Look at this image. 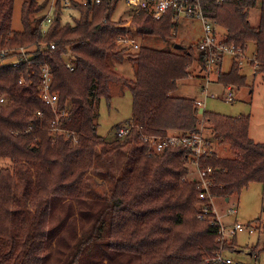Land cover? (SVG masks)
Returning a JSON list of instances; mask_svg holds the SVG:
<instances>
[{"label":"trees","instance_id":"1","mask_svg":"<svg viewBox=\"0 0 264 264\" xmlns=\"http://www.w3.org/2000/svg\"><path fill=\"white\" fill-rule=\"evenodd\" d=\"M200 2L206 17L225 30L229 44L246 53L254 45L257 71L264 73V0ZM121 3L96 6L73 0L71 7L80 18L63 24L64 6L58 0L53 22L45 29L48 6L24 0L23 29L16 31V0H0V60L22 62L0 63V95L9 99L0 105V160L13 163L0 169V264H220L207 258L232 251L235 242L222 245L219 228L198 218L199 190L187 180L192 152L168 147L149 155L144 134L196 133L206 122L211 126L206 133L215 134L214 141L228 144L234 152L231 157L203 159L214 171L212 196L226 200L253 183L264 185V143L250 137V117L207 110L200 114L195 98L180 95L179 82L190 76L196 60L204 68L205 56L198 52L197 59L193 50H172L180 23L173 20L174 12L156 19L142 10L129 24L113 19ZM256 9L257 26L250 19ZM132 28L138 38H157L166 48L143 44L132 52L130 46L119 44ZM3 51L7 58L1 56ZM126 61L133 65V78L114 65ZM44 67L51 69L59 108L69 104L59 123L69 139L64 134L51 136L57 117L40 98ZM219 83L241 88L247 76L235 62ZM118 85L133 96L131 121L136 128L109 147L98 132L97 103L107 99L111 105ZM128 148L133 166L115 180L110 197L99 195L87 183L98 155ZM84 194L94 197L85 199ZM72 201L89 202L79 209L88 226L77 222ZM63 229L71 236L60 237ZM56 238H62L57 247Z\"/></svg>","mask_w":264,"mask_h":264},{"label":"rangeland","instance_id":"2","mask_svg":"<svg viewBox=\"0 0 264 264\" xmlns=\"http://www.w3.org/2000/svg\"><path fill=\"white\" fill-rule=\"evenodd\" d=\"M51 1L52 0H38L39 3L45 4L46 6H48ZM74 1L80 3L84 2V0ZM23 2L24 0H16L13 19V28L16 31H21L23 29L21 21ZM119 7L120 10L115 12L113 19L115 21L121 19L122 22L131 24L134 18L133 12L125 3H121ZM259 14L260 10L256 9L251 15L250 19L255 26H257L259 22ZM79 18L80 12L78 10L73 9L71 6L64 8L62 15L63 24H74L75 20ZM132 31H135V29L132 28ZM202 37L203 27L199 21L183 19L179 23L177 37L173 40V43L176 42V45H180L184 52L193 50L198 59L197 48ZM138 42L140 46L144 44L154 48H166V44L157 38L143 39L139 37ZM172 50L176 52L178 49L172 47ZM255 55L256 49L254 45H251L248 53L245 55L247 60H244L242 64L238 63L242 74L247 76V83L244 87H235L232 95H230L231 92L226 87L217 82L216 76L211 77V83L207 82L206 77H202L205 76V73L198 60H196L191 67L190 76L179 82V93L188 98L201 99L205 103L204 109L209 112L231 118L249 116L250 137L256 143H264V73L257 71L253 65L248 66L249 63H247L248 60L252 58L255 59ZM0 63L3 64L1 60ZM124 63V65H120V63L116 62L114 65L116 69L121 66L120 69L125 73L124 75L133 78L135 76L133 65L127 61ZM232 65V57L226 56L224 59L223 72H230ZM203 88L205 89L202 91ZM204 91H208L209 93L207 99L205 98ZM229 97L233 98V100L230 101L228 99ZM97 112L99 114L96 120L98 123V132L101 137L105 139V142L110 145L109 147H112L115 140L118 138L115 132L119 127L131 121L133 115V96L131 92L122 86H116L113 90L112 104L109 105L107 99L100 100V102L97 103ZM204 127L206 132L211 128L206 122L204 123ZM173 133L176 132H169L167 135ZM215 145L216 157H231L234 155V152L230 149L228 144L217 140ZM147 149V154L150 155L151 150L149 147ZM99 151L100 149L98 150V154L100 153ZM132 156L131 148L117 150L104 157L98 155L95 160L94 168L88 173L87 183L91 184V187L99 195L110 197L114 189L115 180L122 177L123 173L133 166L131 161L133 160ZM189 166L191 173L187 177V180L192 182L198 175L196 173V168L190 165V162ZM5 167H13V163L8 160H0V169ZM87 194H84L85 199H92L94 197L92 194ZM214 199L221 222L227 227L240 224L244 229V231L238 232L236 237L228 239V241H232V244L235 242V245L233 246V250L225 252V255L231 258L236 264H264V185L253 183L249 188L243 190L241 194L231 197L229 201L220 198ZM85 203L89 204V202ZM85 203L82 201H72L74 217H77V222L88 226L89 221L86 216H81L79 211L81 208L86 209V207H88ZM232 209L235 210L234 214L231 213ZM61 214L62 213H60V215ZM199 215L198 218L200 219ZM206 220L212 223L211 219ZM62 235L70 237L71 232L63 229L60 237ZM61 240L62 238H56L53 245L57 247L58 241L62 242ZM54 246L53 248H55ZM208 259L213 261V258H207V262L210 261Z\"/></svg>","mask_w":264,"mask_h":264},{"label":"built area","instance_id":"3","mask_svg":"<svg viewBox=\"0 0 264 264\" xmlns=\"http://www.w3.org/2000/svg\"><path fill=\"white\" fill-rule=\"evenodd\" d=\"M104 1L109 3L112 0H84L86 2H92L93 5L100 6ZM218 4L223 3L225 0H216ZM58 0H52L48 4V17L44 24L43 28L47 29L49 25L53 22L52 14L56 10ZM64 8L71 6V0H62ZM122 3H125L130 10L133 12V17L138 15L142 10H147L156 19H160L167 11L172 10L174 12L173 20L180 22L183 19L186 20H197L201 23L203 27V37L198 44V52L204 53L205 56V65L203 71L205 73L204 78H207V82L211 83L212 76L217 77V82L219 83V77L223 72L224 59L226 56H231L233 63H241L244 60H247L245 55L246 52L243 51L240 47H237L235 44H229L227 42V33L223 30L216 21H212L206 17L203 7L200 0H122ZM120 10V9H119ZM118 11V10H116ZM121 20V19H120ZM117 21V20H116ZM119 44L130 46L132 52L139 51L140 44L138 42V37L134 31L131 34H127L121 39H119ZM52 49H55V45L51 46ZM2 57L7 58L9 54L2 52ZM25 61L28 60V56L25 55ZM12 64L13 66H19L22 62L18 59H9L3 60V63ZM257 69L258 62L255 59L248 60L247 63L252 65ZM71 62H66L68 68L73 70ZM244 64V63H243ZM43 84L40 86V98L42 101L49 105L56 115V120L52 121V138H55L57 135L64 134L66 139H69L70 133H67L64 129L59 128L60 120L65 117L69 111V104L61 110L59 108V96L57 93L52 91V82L53 77L51 69L49 67L43 68ZM205 88L202 89V91ZM227 89L231 92L232 95L234 86L230 85ZM205 92V98L209 97L208 91ZM214 96V95H213ZM230 101L233 98H228ZM9 99L5 95H0V105H7ZM195 104L204 109L205 103L201 99H196ZM205 111V109H204ZM41 116V112L38 113ZM136 128L134 122L130 121L126 125L120 127L115 135H118L116 140H123L128 136L132 129ZM73 142H78V136L73 134ZM142 141L148 145L151 150V153H162L168 147L172 148H185L192 152L190 158V165L196 168L197 177L192 181L196 184L197 189L199 190V199L201 204L199 206L200 210V219H211L212 224L219 228V241L222 245L230 238L236 237L238 232L244 231L242 225L236 224L233 227H227L221 222L220 216H218L215 199L211 194V189L213 186V168L207 165H204L203 159L210 158L216 155V140L214 141L213 136H209L206 133L204 124L201 125L200 131L196 133H173L165 137H156L152 135H142ZM189 166V164H188ZM190 167V166H189ZM231 213H235V210H231ZM213 261L220 264H236L231 258L225 255L224 251L218 252L215 254Z\"/></svg>","mask_w":264,"mask_h":264},{"label":"water","instance_id":"4","mask_svg":"<svg viewBox=\"0 0 264 264\" xmlns=\"http://www.w3.org/2000/svg\"><path fill=\"white\" fill-rule=\"evenodd\" d=\"M175 49H181V46L180 45H176L175 46ZM204 113V109H200V114H203Z\"/></svg>","mask_w":264,"mask_h":264},{"label":"crops","instance_id":"5","mask_svg":"<svg viewBox=\"0 0 264 264\" xmlns=\"http://www.w3.org/2000/svg\"><path fill=\"white\" fill-rule=\"evenodd\" d=\"M248 66H250V65H248ZM120 67H121V66H120ZM120 67H118V71L121 72L122 74H125L124 72H122V70L120 69ZM119 69H120V70H119ZM203 75H204V74H203ZM202 77H204V76H202ZM202 77H201V78H202ZM209 133H211V132H209ZM210 135H211V134H210ZM229 200H230V199H226V201H229Z\"/></svg>","mask_w":264,"mask_h":264}]
</instances>
